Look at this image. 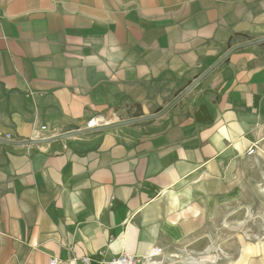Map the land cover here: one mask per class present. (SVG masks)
I'll list each match as a JSON object with an SVG mask.
<instances>
[{
  "label": "crops",
  "instance_id": "0c3cea01",
  "mask_svg": "<svg viewBox=\"0 0 264 264\" xmlns=\"http://www.w3.org/2000/svg\"><path fill=\"white\" fill-rule=\"evenodd\" d=\"M262 143L264 0H0V264L201 250Z\"/></svg>",
  "mask_w": 264,
  "mask_h": 264
},
{
  "label": "rangeland",
  "instance_id": "374dc122",
  "mask_svg": "<svg viewBox=\"0 0 264 264\" xmlns=\"http://www.w3.org/2000/svg\"><path fill=\"white\" fill-rule=\"evenodd\" d=\"M253 154L251 156L254 157L249 159L248 166L264 168V143L259 144L257 151ZM258 177L260 176L255 175L256 179ZM253 187L263 193L261 188H264V185ZM246 210L247 205L243 206L242 202L238 200L230 209L226 220L219 223L216 236L208 240L206 245L210 241L217 243L220 246L219 248L227 253V257L209 264H264V219L255 217L248 221ZM260 210L263 212L262 209ZM249 212L258 215L256 207L251 208ZM225 226L231 230L226 229Z\"/></svg>",
  "mask_w": 264,
  "mask_h": 264
},
{
  "label": "built area",
  "instance_id": "2783aa9c",
  "mask_svg": "<svg viewBox=\"0 0 264 264\" xmlns=\"http://www.w3.org/2000/svg\"><path fill=\"white\" fill-rule=\"evenodd\" d=\"M106 121L92 117L87 121L86 128L93 129L105 125ZM256 146L251 145L246 150L247 155L255 152ZM217 243L210 241L200 252H196L187 246L165 252L158 246H153L146 255L119 253L110 258L103 259L98 264H209L219 259L226 258L227 253L219 248ZM83 264H91L87 256H82ZM57 260L51 258L49 264H55Z\"/></svg>",
  "mask_w": 264,
  "mask_h": 264
},
{
  "label": "trees",
  "instance_id": "16d2710c",
  "mask_svg": "<svg viewBox=\"0 0 264 264\" xmlns=\"http://www.w3.org/2000/svg\"><path fill=\"white\" fill-rule=\"evenodd\" d=\"M235 38H241V39H243V40H245V41H247V39H250L249 36L244 35V34H234V35H232V36L230 37L229 41H228V46H227V51H228V52H229V51H232V50H234V49H237V48L240 47V45H233V46L231 45L232 41H233ZM248 41H249V40H248ZM255 42H257V40H255ZM201 107H202V106L199 107V109L197 110L196 113H198V112L200 111ZM196 113H195V116H196ZM211 120H212V119L210 118V119L204 121V123H208V124H209V123H211Z\"/></svg>",
  "mask_w": 264,
  "mask_h": 264
},
{
  "label": "water",
  "instance_id": "95a60500",
  "mask_svg": "<svg viewBox=\"0 0 264 264\" xmlns=\"http://www.w3.org/2000/svg\"><path fill=\"white\" fill-rule=\"evenodd\" d=\"M222 59V58H221ZM221 59L218 60V63L221 61ZM98 128V127H97ZM94 129V128H93ZM93 129H87V130H83L81 131L80 133H85V132H89L90 130H93Z\"/></svg>",
  "mask_w": 264,
  "mask_h": 264
}]
</instances>
